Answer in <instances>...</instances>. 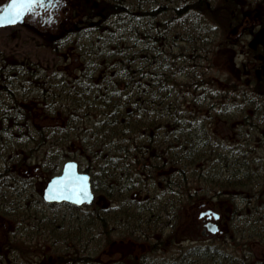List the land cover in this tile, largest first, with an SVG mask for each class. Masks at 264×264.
I'll list each match as a JSON object with an SVG mask.
<instances>
[{"label": "flooded vegetation", "instance_id": "obj_1", "mask_svg": "<svg viewBox=\"0 0 264 264\" xmlns=\"http://www.w3.org/2000/svg\"><path fill=\"white\" fill-rule=\"evenodd\" d=\"M10 1H0V14ZM109 2L35 0L22 24L0 26L13 32L26 30L27 44L48 48L46 54L51 56L44 61L29 54L33 62L24 66L23 61L13 63V53L0 51V264H212L210 253L224 257L226 251L231 253L230 261L219 258L217 264H264L262 249H225L236 235L242 240L250 235L239 232L242 223L261 222L252 233L264 244V218L249 216L250 205L253 213L260 209L255 204L264 205L260 193L264 190L256 189L257 185L255 193L248 190L257 176L264 175V156L257 158L253 147L264 142L250 133L252 126L262 122L257 110L263 107H247L258 99L264 101V0H224L234 8L228 19L209 18L210 7L186 8L177 14L178 0H139L142 6L134 17L127 0L123 17H118L111 8L100 7ZM194 21L202 22L201 27H195ZM191 30L216 34L211 42L224 64L218 73L210 74L205 63L211 44L208 35L200 44ZM115 33L132 44L140 63L147 54L158 52L161 58L152 64L169 61L184 66L181 73L176 68L173 73L179 84L190 79L188 91L192 78L206 87L201 104L181 108L192 126L185 137L177 136L176 125H166L161 135L162 122L150 125L149 117L139 123L137 153L131 155L128 148L111 151V131L103 130L110 126L112 113L97 102L109 101L108 66L124 64L111 54ZM56 57L70 66H61ZM97 65L102 67L100 72ZM185 73L188 77L180 76ZM215 76L224 83H210ZM131 83L147 84L141 74H134ZM217 92L237 97L208 109ZM190 106L200 111L189 110ZM218 108L220 113L215 112ZM124 109L128 113L129 106ZM210 113L213 121L231 122L232 138L216 139ZM129 119L125 114L122 123L129 124ZM243 141L255 142L252 152L233 149ZM128 142L130 138L123 137V145ZM209 145L214 149L207 153ZM120 160L136 164L134 175L124 177L117 164ZM197 160L201 162L194 166ZM70 161L79 174L89 176L93 193L89 203L49 199L52 179L62 175ZM210 161L218 168H211ZM188 171L202 178L186 190L179 189L178 176ZM137 178H142L145 189L126 199L122 192ZM216 178L219 183L210 189ZM227 187H232L231 192H223ZM227 201L233 204L227 206ZM187 205L192 211L181 224L182 208ZM178 229L181 237L176 236ZM125 242L126 246H116ZM112 252L119 255L113 257ZM101 254H108L107 259L102 260Z\"/></svg>", "mask_w": 264, "mask_h": 264}, {"label": "bare ground", "instance_id": "obj_2", "mask_svg": "<svg viewBox=\"0 0 264 264\" xmlns=\"http://www.w3.org/2000/svg\"><path fill=\"white\" fill-rule=\"evenodd\" d=\"M35 1V0H34ZM33 1V3H34ZM109 3L101 4L100 7L102 8H111L114 9L116 7V4L121 2L122 0H109ZM124 3H126L127 0H123ZM122 1V2H123ZM130 15L135 16L134 12H137L139 7L142 6L140 4L139 0H130ZM179 3H176V12L177 14H180L183 12L187 4H198L203 5L204 8L210 7V12H208L206 15L211 19H216L219 17L228 19L230 16V11H232L234 8L232 5L224 2V0H215L214 10H212V5L208 4L207 2L211 3V0H178ZM8 7V5L4 8V10ZM126 6H122V12L118 13L117 15L120 17H123L124 13L123 10ZM189 9L193 8L191 6L188 7ZM29 9V8H28ZM26 10V13L28 11ZM194 11H199L196 8H193ZM4 11L1 13L3 14ZM25 13V15H26ZM25 15L20 22H16L15 24H22L23 20L25 18ZM13 21V19H11ZM211 21V20H210ZM13 24V25H15ZM195 27H201V23H197L196 21L193 22ZM9 24H6V26ZM5 26V25H3ZM192 34L197 38V40L202 43L201 40L205 39L208 35V40H210V46L208 48V59H206L207 67L211 74H213V71L215 70L210 62V56L212 53V50L216 47V43L211 42L213 39V36L210 33H205V35L198 33L194 30H191ZM113 42H114V49L111 50V54L119 57L123 61V65H118L116 63V66H108L107 73L109 76L112 77V80L108 81L107 83L110 84L112 82V87L108 85L105 92L110 94V104L112 105V113L114 117H120L123 115V108L126 106H131L133 111L132 120H137V122H145L146 119L151 117L150 125H155V120H159L162 122L163 126L159 128V133L161 135H164L166 132V125L170 126H177L176 133L177 136L180 138L185 137L186 133L192 130L191 124L188 122L189 118H187L186 112H182L181 108L185 104L191 103V104H201V98H203L206 93V87L201 83H196L194 78H192V88L191 91H188V85L190 82V79L184 81L183 84H179L175 78V73H173V70L178 71L181 73L184 68L182 65H174L171 64V62L166 61L167 63H164L163 65L157 64L153 65L152 63H155V61H158L161 58V55L158 52L153 51L152 54H147L143 62H139L134 58V50L132 48L131 43H125L124 36L122 34H113ZM138 35V33H136ZM205 36L204 38H202ZM138 38H136L137 40ZM135 40V41H136ZM150 40V38H149ZM91 42L95 43V40L92 39ZM91 45V44H90ZM94 45V44H93ZM200 45L199 47H201ZM253 47V46H251ZM198 48V47H197ZM196 48V49H197ZM254 48V47H253ZM200 49V48H199ZM102 56V55H99ZM168 65L173 66V70L170 71L167 69ZM136 66H139V68H136ZM177 66V67H176ZM195 66V65H194ZM102 67L100 65H97V72H100ZM149 72L151 74H149ZM134 74H141L145 77V80L147 84L145 86H141L138 84L131 83V79L134 76ZM180 76L188 77L185 74H182ZM216 81V78L211 77L210 83ZM218 86L222 85L224 82H218ZM106 93V95H108ZM217 100L220 102H223V100H226L227 102L236 99V94H228L226 93V96L220 94L219 92L216 93ZM233 102H230L228 104H232ZM213 105V100L210 101L206 105L208 109ZM196 106V105H194ZM260 111L261 119L258 122L256 126H252L250 128L251 135H255L257 138L261 139V141L264 142V108H259L257 112ZM131 110L128 109V113L130 114ZM126 113V114H128ZM111 118V116H110ZM113 121V120H112ZM122 121V119H121ZM123 124V123H122ZM124 127L127 128L128 124H123ZM250 126V125H249ZM248 127V126H247ZM140 133V131H139ZM258 135V136H257ZM255 143L254 141H243L238 147H234V150H238L239 152L246 154L252 152V145ZM184 144L185 143H181ZM187 144V142H186ZM254 147V146H253ZM214 147L212 145H209L207 147V153H210ZM264 156V154H262ZM72 162V161H70ZM200 160H197L194 163V166L197 163H200ZM69 163V162H67ZM66 163V164H67ZM74 163V162H72ZM118 166L124 170L125 175L124 177L127 178L129 176L133 169L135 168V163H129L127 164L124 162V160L118 161ZM210 167L211 168H218V163L210 161ZM250 167H248L249 169ZM77 169V168H76ZM77 172V170H75ZM78 173V172H77ZM79 174V173H78ZM87 175V174H84ZM88 176V175H87ZM178 177H180L177 181V185L179 189L186 190L187 186L190 184L197 183L202 176L199 174L194 173L193 171H188L185 173H181ZM153 178V177H152ZM89 180V176H88ZM142 178L135 179L133 182H130V185L122 192L124 193V196L126 199H129V197L134 194H137L139 191H141L143 188V185L141 183ZM219 183V180L216 178V181L213 184H209L210 189H213L215 185ZM90 184V182H89ZM232 187H227L223 192L228 193ZM90 190H91V184H90ZM92 193V191H91ZM147 194L152 195L151 191H147ZM93 195V193H92ZM93 199V197H92ZM91 199V200H92ZM54 201H62V200H54ZM69 201V200H65ZM72 202V201H71ZM89 203V202H84ZM84 203L78 204L83 205ZM251 204V203H249ZM252 205L249 206L251 208ZM252 217L255 219H261L264 218V205L260 207L258 211H254L252 214ZM239 232H241L244 235L252 234L256 230V226L249 223H242L240 224V227H238ZM264 228V225H263ZM126 246V244L121 245ZM128 249V247H126ZM230 252L226 251L224 252V257H220L219 253H210L209 254V261L212 264H217L218 259L221 258V260H224L225 263H228L231 259ZM237 264V263H236Z\"/></svg>", "mask_w": 264, "mask_h": 264}, {"label": "rangeland", "instance_id": "obj_3", "mask_svg": "<svg viewBox=\"0 0 264 264\" xmlns=\"http://www.w3.org/2000/svg\"><path fill=\"white\" fill-rule=\"evenodd\" d=\"M0 1L2 2L3 0H0ZM211 3H212V5H215L214 4L215 3V0H211ZM208 26H209L210 29H212L214 25H212L211 23H209ZM12 33H16V35H17L16 38L11 39V38L8 37V35L10 36V34H12ZM28 35H29L28 32L26 30L22 29V28L15 29V32H13V31H11L10 29H7V28L2 29V30L0 29V51H1L2 55H4L5 52L8 53V54H10V55L13 53L12 54L13 55V63H16L18 61H21V62L23 61V62H26L24 64V66L26 64H28V63H32L33 60H36L37 58L39 60H44V61L46 59L50 58L51 56L48 55V54H46V53L49 52L48 48H43V50H42L39 47H37L35 45H32L31 43H28L27 44ZM211 35H215L216 36V34L214 32H212V31H211ZM35 41H37V40L35 39ZM210 50H212V53H211V56H210V62H211L212 67L215 69L213 72L216 74V73H218V71H220V70L223 69V65H224V64H222L223 58H222L221 54L219 53L220 51H219V49H218L217 46L214 49H210ZM29 54L32 55V58L34 57L33 60L31 59V57H28ZM227 54H228V52L226 51L225 54H224L225 57H229V55H227ZM10 55L8 57V60L10 59ZM56 60L58 61V63L61 66L65 67V68H67V67L70 66L69 61L67 63H64L63 61H60L59 58H57V57H56ZM229 64L230 63H227V70L228 71H230L229 70L230 69V65ZM215 78H216V81H215L216 84L218 83V81L219 82H222L223 81V79L221 78V76H220L219 80L217 79V76H215ZM215 88H217V87L215 86ZM214 104L216 105V108H217L218 105L221 104V102L219 100H217V96H215L213 98V105ZM194 105L197 106L198 104H194ZM259 106H261V107L264 108V101H260L258 99V100H256V102L253 103V105L250 104L247 107L248 108L251 107V109H253V110L255 109L256 110L257 107H259ZM31 108H33V110H34L33 112L34 113H37L36 112L37 109H36L35 106H33V107L31 106ZM192 109H194V112L196 110H197V112L200 111L199 108L198 109H195L194 107L190 106L189 107V110H192ZM231 109H233V107ZM215 112H219L220 113V108H218V110L215 109ZM210 116L211 117H210L209 120L212 122L211 123L212 124L211 128H212V131L214 132V136L216 137V139H218V136H219V138H222V139H224L226 141L228 139L232 138L231 137L232 136L231 122L225 124V123L222 122V120L220 118H219V120L218 119H215V121H213V114L210 113ZM254 148L256 149L255 153H256V157L257 158L260 157V154H264V145H261V144H259V143L256 142V144L254 145ZM253 169H254V167H253ZM256 185H257V187H256ZM259 185H261V187H259ZM255 187H256V189L264 190V175L263 176H257L255 186L252 187V188H249L248 190L251 193H255L256 192L255 191L256 190ZM229 192H231V191H229ZM260 193L263 194V196H264V192H260ZM258 194L259 193H257L256 195L258 196ZM244 195H246V194H244ZM235 199L237 201H239L238 198H235ZM243 200L246 201L245 198ZM213 201L217 205L218 201L216 199H214ZM249 201H256V199H252V200H249ZM227 203H229V205L233 204L232 201H227L226 204ZM229 205L227 204V206H229ZM227 206H223L222 205L221 207H222L223 210H225L226 209L225 207H227ZM254 206L257 207V208H260V205L259 204H255ZM189 207L190 206L187 205L186 207H183L182 208L183 214H182L181 224L182 223H185V222H187L189 220V215L191 214V211H192V209H190ZM249 210H250L249 216H252V214H253L252 211L254 209H252V208L250 209L249 208ZM180 212H181V210H180ZM252 224L255 225V226H257V225L261 224V222H259V221H258V223L253 222ZM180 232H181L180 229H178L176 231V234H177L176 236L177 237H181ZM233 233H235V229L234 228H231V234H233ZM248 236H246V238L244 237L245 240H242V239H240V236L239 235H236L235 240L230 242V244H232V246H226L225 245V249L233 250V249L236 248L237 250L238 249H244V250H251V249H253L255 251H260L261 249L264 250V244L261 243V241L259 239L260 237L256 236V234L254 235V233H252V234H250ZM120 244H127V243L126 242L125 243H116V246L117 245H120ZM137 245L138 244H136V246ZM120 249L121 248L118 247V248H115L114 251L120 250ZM135 251H137L136 248H135ZM107 255L108 254H104V255L101 254L100 258L102 260L103 259L105 260V259H107ZM110 255L113 256V257H116L119 254H117L115 252H112Z\"/></svg>", "mask_w": 264, "mask_h": 264}, {"label": "water", "instance_id": "obj_4", "mask_svg": "<svg viewBox=\"0 0 264 264\" xmlns=\"http://www.w3.org/2000/svg\"><path fill=\"white\" fill-rule=\"evenodd\" d=\"M33 1L12 0L4 13L0 14V26L22 21L26 10ZM75 170V163L69 162L65 165L64 173L52 179L49 186L50 200H69L78 204L91 201L93 196L88 176L78 174Z\"/></svg>", "mask_w": 264, "mask_h": 264}, {"label": "trees", "instance_id": "obj_5", "mask_svg": "<svg viewBox=\"0 0 264 264\" xmlns=\"http://www.w3.org/2000/svg\"><path fill=\"white\" fill-rule=\"evenodd\" d=\"M122 1L117 3L116 7L114 9H112L115 14H117V12L121 13L122 12L121 11L122 10V6H126V3H124V1L123 2ZM203 5H198L196 3L195 4H188V6H186L185 9L188 8L189 6H191L193 8L198 9L199 11H201V9L202 10H206L207 8H204ZM214 9L215 8H212V10H214ZM182 13H184V12H182ZM118 17H120V16H118ZM116 24H118V23H116ZM167 69L172 71L173 70V66L172 65H168ZM99 105L103 106V107H106L108 112H109V114L112 113V105L110 104V97H109V101H101V100H99L97 102V106H99ZM129 109L131 110V112L129 114L130 119H129V124H128L127 128L123 126L122 121H121L122 117L127 113V111H125L124 108H123V115L120 116V117H114V115L112 113L111 114V118L110 117L108 118L109 119L108 121H110V123H109L110 126L104 127L103 131H111V135H112L111 151L113 153L122 152V151L125 152V151H127V148L129 150V152L131 153V155L133 153H137L138 146L136 144H138V138H139V135H140V133H139V131H140L139 123L140 122H137V120H135V119H134V121L132 120L133 111H132L131 106H129ZM99 121L102 124H105V122H106V121L103 122L101 120H99ZM123 137H125L126 139L128 137L130 138L131 142L130 143L128 142V145H126V146L123 145V143H122ZM122 148H124V150H122ZM183 152H184V150H183ZM234 159H236V158L234 157ZM180 161L181 160H179V162ZM130 162L133 163V161H130ZM131 175H134L133 172L129 176L131 177Z\"/></svg>", "mask_w": 264, "mask_h": 264}]
</instances>
